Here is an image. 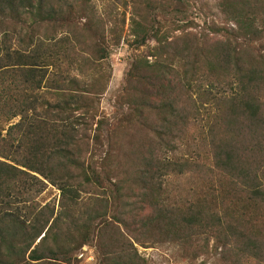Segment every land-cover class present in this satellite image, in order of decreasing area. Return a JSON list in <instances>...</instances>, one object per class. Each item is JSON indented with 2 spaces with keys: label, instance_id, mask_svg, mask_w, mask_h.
<instances>
[{
  "label": "trees",
  "instance_id": "1",
  "mask_svg": "<svg viewBox=\"0 0 264 264\" xmlns=\"http://www.w3.org/2000/svg\"><path fill=\"white\" fill-rule=\"evenodd\" d=\"M187 5L0 0V264H80L89 244L95 264H147L135 245L166 244L264 264V0H216L218 41L173 35ZM128 6L147 49L110 117ZM49 186L57 214L32 203Z\"/></svg>",
  "mask_w": 264,
  "mask_h": 264
},
{
  "label": "rangeland",
  "instance_id": "2",
  "mask_svg": "<svg viewBox=\"0 0 264 264\" xmlns=\"http://www.w3.org/2000/svg\"><path fill=\"white\" fill-rule=\"evenodd\" d=\"M99 10L105 7L106 2L109 0H96ZM186 2L188 11L187 15L183 17V20L187 22L186 25L191 24L190 28H185L181 33L174 32L173 35H187L190 40L207 39L209 37L212 41H218L221 39L219 35L210 33L209 28L215 24L222 27V23L219 19L215 18V4L216 0H182ZM130 5V4H129ZM119 13H112V18L116 20L118 18L122 20L121 8H118ZM132 9L128 6L126 10V23L123 29V36L121 43L118 47L111 48V55L108 62L111 67V79L109 81L105 95L101 100V111L103 114L113 117L118 109L117 99L123 89L126 73L130 67V63L134 56L146 53L147 47H142L136 50L133 47L132 37L128 33V24L131 19ZM109 13V11H106ZM180 20V18H179ZM189 23V24H188ZM167 29V28H166ZM210 33V35H209ZM148 47L156 46L155 41L150 40L147 42ZM200 44V43H199ZM144 56V55H143ZM152 60L151 58H149ZM196 185L197 181L192 179ZM171 184V182H170ZM179 186L183 189L192 190L190 188V180L180 182ZM186 194V193H185ZM87 198V197H86ZM60 193L52 186H49L41 195H39L32 203L37 208H43L50 206L54 208L55 214L60 211L59 207ZM190 201V200H189ZM138 254L147 261V264H222L218 257L213 251L205 254L201 248L194 247V249L187 248L188 251L184 252L180 247L175 245H156L150 248H143L135 245ZM194 251V252H193ZM196 251H199L196 254ZM194 254L193 256H191ZM76 258L80 261V264H95V248L89 244L84 246L81 251L76 255Z\"/></svg>",
  "mask_w": 264,
  "mask_h": 264
}]
</instances>
